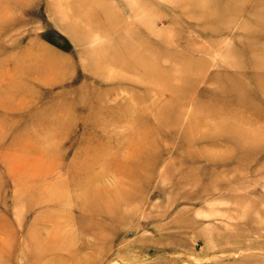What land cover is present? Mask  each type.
<instances>
[{
	"label": "rangeland",
	"instance_id": "1",
	"mask_svg": "<svg viewBox=\"0 0 264 264\" xmlns=\"http://www.w3.org/2000/svg\"><path fill=\"white\" fill-rule=\"evenodd\" d=\"M0 8V264H264V0ZM131 42L152 76L102 70Z\"/></svg>",
	"mask_w": 264,
	"mask_h": 264
},
{
	"label": "bare ground",
	"instance_id": "2",
	"mask_svg": "<svg viewBox=\"0 0 264 264\" xmlns=\"http://www.w3.org/2000/svg\"><path fill=\"white\" fill-rule=\"evenodd\" d=\"M143 2V1H142ZM141 2V3H142ZM141 3H139V4H141ZM143 6V5H142ZM146 8V7H145ZM142 9V8H141ZM5 10H8V9H6V8H4V9H1L0 8V11H3L4 13H5V15L1 18L0 17V24L3 22V23H5L8 19H9V14H11L12 15V13L11 12H9V13H7V11L5 12ZM148 11V10H147ZM73 13V12H72ZM147 13H149V12H147ZM135 14H136V18H137V16H138V12L135 10ZM148 15V14H147ZM11 17V16H10ZM5 20V21H4ZM85 24V23H84ZM72 30V29H71ZM95 31V30H94ZM98 32V31H97ZM97 32H95V34L97 33ZM256 32L257 33H255V35L253 36V39L254 40H256L257 42H259L260 40L258 39V38H261V39H263V36H264V31L263 32H260V31H257L256 30ZM93 37H95V36H93ZM97 37V36H96ZM96 39V38H95ZM98 39V38H97ZM99 39H101V38H99ZM129 41H131V40H129ZM132 41H133V39H132ZM257 42H251V43H249V45H250V50H249V52L250 53H252V54H254L253 55V57L254 58H259V54H260V52H261V49H262V46H261V44H258ZM130 46L131 47H133V51H132V53L131 54H129L128 56H127V58H124V57H120L121 55L120 54H118V52L117 53H114L112 56H105L102 60H101V67H102V70H104V68H108V66H110L111 64H114V65H116V66H118V67H120V69L122 68V69H124V70H132V71H142L145 75H153L152 74V70H153V68L152 69H150V70H143V69H141L140 68V60H139V55H138V52H137V46L133 43V42H131V44H130ZM118 50V49H117ZM116 54H117V57L119 56V58H120V60H123L125 63H126V65H124V64H122V62H118L117 60H116ZM22 55V54H21ZM26 55L27 56H30L29 54H28V52L26 53ZM261 57V56H260ZM102 61H103V63H102ZM258 61V63H259V65L260 64H262V61H263V64H264V58L262 57V58H260V59H258L257 60ZM18 66V69H16L17 70V72H16V74L17 73H19V74H21L22 72L23 73H25V72H27L28 71V69H26V68H24L23 66H21V65H17ZM110 67H112V66H110ZM100 68V67H99ZM98 68V69H99ZM113 69V68H112ZM110 70V69H109ZM121 72V71H120ZM109 73V72H108ZM113 73V72H112ZM110 74V73H109ZM109 74H108V76H109ZM117 74H121V73H117ZM131 74V73H130ZM114 74H112L111 76H113ZM1 76V75H0ZM3 76H4V74H3ZM9 76V75H8ZM110 76V77H111ZM125 76V75H124ZM117 78V77H116ZM185 78V77H184ZM13 80H14V78H13ZM10 81V80H9ZM9 83H11V82H9ZM13 83V82H12ZM8 85V84H7ZM16 85V84H15ZM3 90V89H2ZM140 91V90H139ZM0 92H2V91H0ZM7 93L9 92V91H6ZM144 92V91H143ZM19 96V95H18ZM147 96V95H146ZM132 100H133V98H132ZM5 100H3V102H4ZM5 103H9V100H6V102ZM15 102H12V104H14ZM1 104V103H0ZM16 104V103H15ZM0 108L3 110L4 109V107H3V105H0ZM244 117H245V115H244ZM246 118V117H245ZM1 120L2 121H6L7 119H6V116H0V122H1ZM205 133V132H204ZM149 136H150V134L147 132L146 134H144V138H143V141L145 142L146 140H147V142L149 143V144H152V140L153 139H149ZM202 137H203V135H202ZM42 138V137H41ZM46 139H47V137H45ZM49 139V138H48ZM50 140V139H49ZM149 140V141H148ZM38 144V143H37ZM59 145V144H58ZM58 145L57 146H55V148H54V150H53V152H51L50 154H53L51 157H49V158H58V155H56L55 154V152L57 151V147H58ZM139 147H140V144L139 143H136V145H135V149H134V155H136V154H138L141 150L139 149ZM49 150H52V148H47L44 152H46L45 154L47 155L48 154V151ZM22 153V152H21ZM42 155V154H41ZM34 156V154H30L27 158H26V160L27 161H29L30 162V164H32L33 165V170H34V172L35 173H37V172H40V173H42V175H41V177H40V180H38V178L37 179H35V180H31V179H29V178H23V177H21V179L22 180H20L21 182H20V184L22 183L23 184V191L21 192V191H18V195H22V194H27V195H29L28 197H31V194H33L35 197H37V198H34V197H31V198H33V199H35L33 202H36L37 201V203H46V202H49V201H47V200H50V202L52 203V202H54V200H52V199H47L46 198V196L44 195V194H42V191L43 190H47V188L49 189V188H51L53 191H55V193H56V195H59V193L61 194V191L62 192H64L62 189L64 188V187H62L61 186V180H60V178L57 176V175H55V180L54 181H50V182H46V180H48L49 179V175L51 174V172H52V170L54 169V168H59V167H61L62 166V162H61V159L59 160V161H57V163H53V164H49L48 165V168H44L43 167V165H41V164H39V163H36V162H34V161H32V157ZM51 163V162H50ZM92 168V167H91ZM22 169H26V166H22ZM97 171V170H96ZM164 173V172H163ZM141 174H143V173H141ZM144 175V174H143ZM138 177H143V176H138ZM51 179L50 180H52V177H50ZM38 180V181H37ZM66 181V180H65ZM74 183L75 184H79V185H83L82 186V188H84L85 187V184H84V182L82 181V180H75L74 181ZM39 192H38V191ZM107 190V189H106ZM106 190L104 189V188H102V192H106ZM32 202V203H33ZM49 202V203H50ZM25 204V203H24ZM96 204V203H95ZM43 205V204H42ZM74 205V204H73ZM97 205V204H96ZM37 206V205H36ZM35 207V206H34ZM46 208H48V207H46ZM56 222V221H55ZM55 225V224H54Z\"/></svg>",
	"mask_w": 264,
	"mask_h": 264
}]
</instances>
